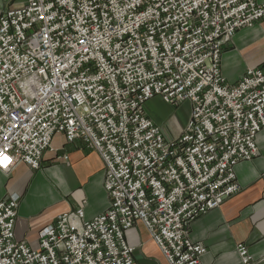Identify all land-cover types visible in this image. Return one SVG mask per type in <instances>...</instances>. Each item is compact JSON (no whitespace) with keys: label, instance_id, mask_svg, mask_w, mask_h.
<instances>
[{"label":"built area","instance_id":"1","mask_svg":"<svg viewBox=\"0 0 264 264\" xmlns=\"http://www.w3.org/2000/svg\"><path fill=\"white\" fill-rule=\"evenodd\" d=\"M0 172L40 167L55 134L104 165L108 207L58 215L31 250L13 238L18 199L0 198V264H133L141 222L166 264H203L191 223L240 192L234 167L257 156L264 62L228 84L220 57L264 21L255 0H1ZM188 103L169 136L145 113ZM6 158V159H5ZM65 159V157H63ZM240 264H251L243 244Z\"/></svg>","mask_w":264,"mask_h":264},{"label":"crops","instance_id":"2","mask_svg":"<svg viewBox=\"0 0 264 264\" xmlns=\"http://www.w3.org/2000/svg\"><path fill=\"white\" fill-rule=\"evenodd\" d=\"M255 1L264 6V0ZM3 8L0 0V13ZM263 62L264 21H261L236 31L222 51L220 73L228 84H234L246 69ZM148 102L144 105L146 115L159 123L161 118L152 113ZM182 104L180 132L190 108L188 103ZM179 134L171 132V136ZM255 144L257 156L234 167L240 192L194 220L188 229L190 241L205 247L203 264H240L236 251L239 244L246 246L251 264H264V127L256 135ZM103 180L104 165L96 152L86 150L80 141L67 143L63 134H55L50 149L43 153L39 169L32 170L19 163L6 174L0 172V198L18 199L14 240L38 250L39 231L58 215L82 209L83 220L89 221L103 213L109 203ZM125 240L133 248V264H166L141 222H135L125 233Z\"/></svg>","mask_w":264,"mask_h":264},{"label":"rangeland","instance_id":"3","mask_svg":"<svg viewBox=\"0 0 264 264\" xmlns=\"http://www.w3.org/2000/svg\"><path fill=\"white\" fill-rule=\"evenodd\" d=\"M3 9H5V6ZM148 105L152 113L161 118L159 123L156 122V125L164 129L167 135L171 136V132L180 133L179 124L183 125V104L169 106L162 102L159 97H155L149 100ZM144 111L148 114L146 108Z\"/></svg>","mask_w":264,"mask_h":264},{"label":"bare ground","instance_id":"4","mask_svg":"<svg viewBox=\"0 0 264 264\" xmlns=\"http://www.w3.org/2000/svg\"><path fill=\"white\" fill-rule=\"evenodd\" d=\"M41 178V177H40Z\"/></svg>","mask_w":264,"mask_h":264},{"label":"snow or ice","instance_id":"5","mask_svg":"<svg viewBox=\"0 0 264 264\" xmlns=\"http://www.w3.org/2000/svg\"><path fill=\"white\" fill-rule=\"evenodd\" d=\"M6 159V158H5Z\"/></svg>","mask_w":264,"mask_h":264}]
</instances>
